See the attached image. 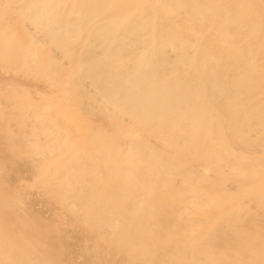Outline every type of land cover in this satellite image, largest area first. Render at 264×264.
<instances>
[{
  "label": "bare ground",
  "instance_id": "6f19581e",
  "mask_svg": "<svg viewBox=\"0 0 264 264\" xmlns=\"http://www.w3.org/2000/svg\"><path fill=\"white\" fill-rule=\"evenodd\" d=\"M0 264H264V0H0Z\"/></svg>",
  "mask_w": 264,
  "mask_h": 264
}]
</instances>
